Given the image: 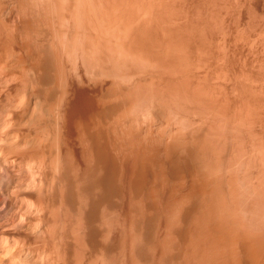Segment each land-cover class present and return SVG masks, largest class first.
<instances>
[{
	"label": "rangeland",
	"instance_id": "1",
	"mask_svg": "<svg viewBox=\"0 0 264 264\" xmlns=\"http://www.w3.org/2000/svg\"><path fill=\"white\" fill-rule=\"evenodd\" d=\"M95 86L115 108L70 136ZM263 237L264 0H0V264H227Z\"/></svg>",
	"mask_w": 264,
	"mask_h": 264
},
{
	"label": "bare ground",
	"instance_id": "2",
	"mask_svg": "<svg viewBox=\"0 0 264 264\" xmlns=\"http://www.w3.org/2000/svg\"><path fill=\"white\" fill-rule=\"evenodd\" d=\"M99 86V85H98ZM98 86H95V88H92V89H94V91H92V93L90 92V91H88L87 89V91L86 90H83L82 92H81V90H80V92H79V94L80 93H85V97H84V99L82 100V98H83V95L81 94V96H82V98H80L81 96H78V99H77V106L80 104H82L83 102L85 103V105H86V108H87V111L85 112V113H82L81 111H79L78 109H70V112H69V118H68V127H69V134H70V136H71V123H74L75 121H76V119H77V117H82L87 123H95V121H99V119L102 117V116H104V115H106L108 112H110L111 110H113V108H115V107H113V106H107L109 103H107L108 102V100H106L105 98H106V94H105V97H104V95H101V94H104L103 92L104 91H102V93H101V90L103 89V87H102V89H100V88H98ZM96 87L98 88V89H100V91H98V90H95L96 89ZM100 92V93H99ZM81 101H82V103H81ZM79 103V104H78ZM111 104H113V103H111ZM115 104V103H114ZM117 104V103H116ZM118 106V105H117ZM118 109V108H117ZM112 112V111H111ZM110 114V113H109ZM113 114V113H112ZM115 114V113H114ZM113 114V115H114ZM113 115H111V116H113ZM105 118L107 119V117L105 116ZM110 118V117H109ZM102 119H103V117H102ZM108 120V119H107ZM104 121V120H103ZM93 152H95V154L93 155V159L97 162V166L100 164V163H102L103 165H109L110 166V168H111V170H112V172L113 171H115V177L116 178H118L119 180H124L125 181V183L127 184H131V183H133V182H138L140 179H141V176H142V171L140 170V169H138V168H134V167H132L131 166V164H130V162L129 161H126L125 162V165L123 166V170H124V172H123V174L121 175V173L119 172V167H118V164H117V161H118V156L117 155H115L114 153H113V151H112V149L110 148V146H107V145H101L100 143H94V145H93V150H92ZM162 163V162H161ZM164 163H166V162H164L163 161V167H164ZM168 165V164H167ZM166 166V165H165ZM94 169H97L96 167H94V168H89L88 169V171H93ZM103 178H104V176L103 177H101V179L103 180ZM120 185H121V183H120ZM175 204V203H174ZM207 205H209L208 204V202H207ZM169 207V206H168ZM172 207V206H171ZM180 208H181V206H180ZM204 208H206V207H204ZM208 208V207H207ZM209 208H211L210 207V205H209ZM167 209V208H166ZM214 209V208H213ZM217 209V208H216ZM171 210V209H170ZM210 210V209H209ZM177 211V210H176ZM175 211V212H176ZM205 211H207V209L205 210ZM179 212V211H178ZM201 213L203 212V211H200ZM211 212V210L209 211V213ZM204 214H206L205 212H203ZM202 213V214H203ZM208 213V212H207ZM212 213V212H211ZM215 213V212H214ZM201 214V215H202ZM203 214V215H204ZM208 215V214H207ZM210 216V215H209ZM212 216H214V214L212 215ZM212 216H210V217H207L208 219L209 218H212ZM217 216V215H216ZM204 217V216H203ZM207 218H203V219H207ZM215 218V217H214ZM223 218V217H222ZM202 219V218H201ZM220 219V218H219ZM212 220V219H211ZM213 220H215V219H213ZM222 220V219H221ZM201 221H203V220H201ZM200 220L199 221H197V223H199V222H201ZM210 222V221H209ZM222 222H225V221H222ZM204 223H205V220H204ZM204 223L202 222V225H204ZM212 224L211 225H214L215 223L214 222H211ZM214 223V224H213ZM219 223V222H218ZM198 224H196V226H197ZM201 225V224H200ZM201 225V226H202ZM206 225V224H205ZM211 225H208L209 227L211 226ZM221 225V224H220ZM216 226V225H215ZM214 226V227H215ZM200 227V226H199ZM205 227V226H204ZM213 227V226H212ZM219 227V226H218ZM220 227H222V226H220ZM227 226H225V228H226ZM206 228V227H205ZM205 228H201L200 227V229H201V231H202V229H205ZM208 228V227H207ZM216 228V227H215ZM214 228V229H215ZM223 229V228H222ZM197 230H199V229H197ZM196 230V231H197ZM210 230H211V228H210ZM209 230V231H210ZM208 231V232H209ZM223 231H224V229H223ZM213 232V231H212ZM212 232H210V233H212ZM216 231H214V233H215ZM197 234H198V232H196ZM193 234V233H192ZM202 234V233H201ZM207 234V233H206ZM199 235V234H198ZM208 235V234H207ZM210 235V234H209ZM193 236V235H192ZM200 236V235H199ZM225 236V235H224ZM202 237V236H201ZM206 237H208V236H206ZM209 238V237H208ZM215 238V237H214ZM224 238H226V236L224 237ZM210 239V238H209ZM260 239V238H259ZM259 239H257V240H255L254 241V245L253 246H251V247H249L247 250L245 249V248H243V247H241L240 248V250L242 251V250H244V251H242V252H238L237 253V255H236V258L233 260V261H231V262H227V264H264V240H262V238L259 240ZM263 239H264V237H263ZM217 240V239H216ZM227 240V239H226ZM259 240V241H258ZM201 242V241H200ZM226 242V241H225ZM217 244V243H216ZM219 245V244H218ZM227 245V244H226ZM207 246V245H206ZM213 248V247H212ZM243 248V249H242ZM211 249V248H210ZM213 250V249H212ZM239 250V251H240ZM214 251V250H213ZM215 252V251H214ZM213 254V253H212ZM211 254V255H212ZM215 254V253H214ZM218 254V253H217ZM227 254V253H226ZM191 255V254H190ZM201 255H203V254H201ZM220 255V254H219ZM217 256V255H216ZM224 256V255H223ZM222 256V257H223ZM198 257V256H197ZM225 257H226V255H225ZM200 258V257H199ZM219 258V257H218ZM212 259V258H211ZM222 260H225V261H227V258H221ZM218 261V260H217ZM220 261V260H219ZM218 261V262H219ZM224 261V264L226 263ZM208 263V262H207ZM209 264V263H208ZM214 264V263H213ZM217 264V263H216ZM220 264H223L222 262L220 263Z\"/></svg>",
	"mask_w": 264,
	"mask_h": 264
}]
</instances>
